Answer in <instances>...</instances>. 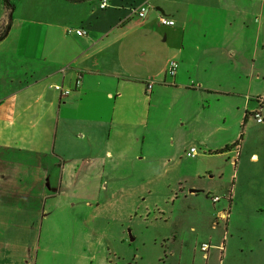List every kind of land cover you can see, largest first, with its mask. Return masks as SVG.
Segmentation results:
<instances>
[{"label":"crops","instance_id":"0c3cea01","mask_svg":"<svg viewBox=\"0 0 264 264\" xmlns=\"http://www.w3.org/2000/svg\"><path fill=\"white\" fill-rule=\"evenodd\" d=\"M102 1L0 0V264H55L45 249L31 262L25 240L50 213L85 210L94 222L116 212L150 131L179 149L171 159L182 169L163 187L174 192L171 218L191 229L216 216L229 154L256 164L255 147L264 161V118L252 116L264 106V0ZM191 147L201 152L187 158ZM85 251L58 253V264H108Z\"/></svg>","mask_w":264,"mask_h":264},{"label":"rangeland","instance_id":"374dc122","mask_svg":"<svg viewBox=\"0 0 264 264\" xmlns=\"http://www.w3.org/2000/svg\"><path fill=\"white\" fill-rule=\"evenodd\" d=\"M261 113L264 118V106ZM245 127L238 126L236 141ZM223 134H228L230 142L236 135L229 132L219 135ZM169 144L161 142L158 132L146 134L143 146L137 149L138 158L141 153L143 157L132 163L131 176L122 182L125 192L116 212L101 213L94 222L86 218L85 210L50 213L48 222L34 226L32 237L27 229L25 240H31L27 252L30 261L36 252L39 257L45 249L55 264L61 261L58 253L77 257L82 250H86L83 254L87 256L94 253L100 259L106 256L108 264H264V205H260L264 191L262 151L253 147L259 157L256 164L249 161V156H240L242 150L228 155V163L234 160V164L227 174L230 181L221 188L224 195L217 193L220 203L212 206L216 216L213 215L208 226L196 225L197 228L191 229L188 223L176 224L171 218L177 215L173 210L174 199H166L174 192H166L163 185L174 180L173 176L182 169L171 159L179 149ZM244 190L246 193L242 194ZM243 199L247 204L242 203ZM222 213L228 215L226 221L220 219ZM234 225H238L240 235ZM255 227L263 232L262 238L254 233ZM202 244L209 247L206 258L199 249Z\"/></svg>","mask_w":264,"mask_h":264},{"label":"built area","instance_id":"2783aa9c","mask_svg":"<svg viewBox=\"0 0 264 264\" xmlns=\"http://www.w3.org/2000/svg\"><path fill=\"white\" fill-rule=\"evenodd\" d=\"M106 6H107V4L105 3V0H103L100 3V8L103 9ZM147 10H148V7L147 6H141L138 9L134 10L133 13L136 15V17L138 19H143L146 16ZM159 23L162 26H173L174 25V22L172 20L167 19L165 17H161L159 19ZM67 33L68 34H74L76 36H83V35H85V32L83 30H81V29L68 28L67 29ZM176 69H177V63L175 61H172V60L169 61L168 64H167V72H168V74L170 76H174L175 75V72H176ZM78 83H79V78L76 81V86L78 85ZM53 89L56 90L60 94V96H66L70 92L68 89H63L59 85L54 86ZM259 102L260 103H263L264 102V98L259 99ZM252 116H253L254 120L257 123H261L262 122V117H261V115L259 113H254ZM197 154H198L197 150L194 147H191L188 151H186L185 156L187 158H194ZM211 200L213 202H218L219 198L218 197H214ZM208 249H209V247H208L207 244H202L200 246V251L202 253H206L208 251Z\"/></svg>","mask_w":264,"mask_h":264},{"label":"trees","instance_id":"16d2710c","mask_svg":"<svg viewBox=\"0 0 264 264\" xmlns=\"http://www.w3.org/2000/svg\"><path fill=\"white\" fill-rule=\"evenodd\" d=\"M4 1V3L6 4V6L7 7H9V8H12V5H10L9 4V2H8V0H3ZM69 1H77V0H69ZM6 33H7V28H4V29H2V31H0V41L6 36ZM237 144V143H236ZM236 144H235V146H236ZM234 146V145H233ZM232 146V147H233ZM234 146V147H235ZM231 147H226L225 149H224V151H227V150H229Z\"/></svg>","mask_w":264,"mask_h":264}]
</instances>
